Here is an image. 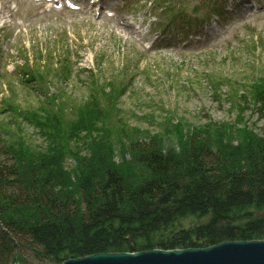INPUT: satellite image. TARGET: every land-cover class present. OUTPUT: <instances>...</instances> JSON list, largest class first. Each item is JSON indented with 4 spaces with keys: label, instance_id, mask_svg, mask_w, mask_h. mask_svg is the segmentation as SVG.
<instances>
[{
    "label": "rangeland",
    "instance_id": "obj_1",
    "mask_svg": "<svg viewBox=\"0 0 264 264\" xmlns=\"http://www.w3.org/2000/svg\"><path fill=\"white\" fill-rule=\"evenodd\" d=\"M189 1L181 7L192 9ZM4 2L0 13L13 20L0 28V147L11 144L26 183L52 179L47 186L59 198L79 202L78 192L93 194L108 170L128 187L153 176L135 159L152 150L173 151L187 169L193 146L213 160L224 155L237 164L256 162L264 142V106L253 98L264 81V13L215 41L198 42L202 37L187 28L192 40L185 38L184 48L179 33L185 30L161 29L160 46L145 52L111 21ZM110 4L107 10L114 9ZM131 8L137 22L140 15L153 22L147 2L132 0ZM22 69L36 78L21 76ZM0 159L6 161L2 152ZM34 197L24 191L19 203ZM35 209L14 216L31 223ZM195 220L186 218L182 227ZM22 254L42 264L31 251Z\"/></svg>",
    "mask_w": 264,
    "mask_h": 264
},
{
    "label": "trees",
    "instance_id": "obj_2",
    "mask_svg": "<svg viewBox=\"0 0 264 264\" xmlns=\"http://www.w3.org/2000/svg\"><path fill=\"white\" fill-rule=\"evenodd\" d=\"M38 78L43 81L42 75ZM253 98L264 106L263 80ZM195 149L189 169L173 151L138 155L135 159L153 176L128 187L108 170L93 194L78 192V202L59 198L47 186L52 179L26 183L15 167L11 144L0 147L6 160L0 159V264H31L22 254L26 251L42 264H62L101 251L202 249L264 240V142L254 164L228 162L224 155L213 160L207 150ZM24 191L35 197L19 203ZM29 205L36 208L37 220L19 222L14 211ZM188 217L196 220L182 227Z\"/></svg>",
    "mask_w": 264,
    "mask_h": 264
},
{
    "label": "water",
    "instance_id": "obj_3",
    "mask_svg": "<svg viewBox=\"0 0 264 264\" xmlns=\"http://www.w3.org/2000/svg\"><path fill=\"white\" fill-rule=\"evenodd\" d=\"M63 264H264V241L224 242L206 249L91 255Z\"/></svg>",
    "mask_w": 264,
    "mask_h": 264
},
{
    "label": "bare ground",
    "instance_id": "obj_4",
    "mask_svg": "<svg viewBox=\"0 0 264 264\" xmlns=\"http://www.w3.org/2000/svg\"><path fill=\"white\" fill-rule=\"evenodd\" d=\"M3 20L5 22V16H0V26L2 25L3 23ZM117 28L119 30V32L124 35V36H129L130 38L132 39H141V36L139 35V33L137 31L134 30L133 27H131L130 25H128L127 23L125 24H122V25H119V23L117 24ZM6 145V144H5ZM5 145L3 146V150H5ZM15 167H17V165H15ZM19 168V167H18ZM19 222H21L20 220H18ZM235 242H238V241H235ZM209 248V247H208ZM202 249H206V248H202ZM157 250H161V249H157ZM175 250H180V249H175ZM151 251V250H149ZM164 251H173V250H164ZM143 252H147V251H143ZM135 253H141V252H135ZM104 255V254H122V253H107V252H100V253H96V254H93V255ZM89 256V255H88ZM88 256H84V257H77V258H72V259H67L65 260L64 262H68V261H75V260H78L79 258L82 259V258H85V257H88ZM91 256V255H90ZM62 262V264L64 263Z\"/></svg>",
    "mask_w": 264,
    "mask_h": 264
}]
</instances>
